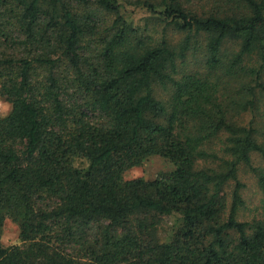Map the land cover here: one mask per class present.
<instances>
[{
	"label": "trees",
	"instance_id": "obj_1",
	"mask_svg": "<svg viewBox=\"0 0 264 264\" xmlns=\"http://www.w3.org/2000/svg\"><path fill=\"white\" fill-rule=\"evenodd\" d=\"M0 99V264H264V142L233 120L264 108V0H0Z\"/></svg>",
	"mask_w": 264,
	"mask_h": 264
},
{
	"label": "rangeland",
	"instance_id": "obj_2",
	"mask_svg": "<svg viewBox=\"0 0 264 264\" xmlns=\"http://www.w3.org/2000/svg\"><path fill=\"white\" fill-rule=\"evenodd\" d=\"M125 16H129L134 20V23L142 25V18L148 16V14L143 10L128 11ZM174 37V38H173ZM172 40L177 41L179 36L174 35ZM173 40V41H174ZM230 46V45H229ZM259 89L256 88L255 93ZM10 105L0 99V118L5 117L10 112ZM253 119L254 125L258 129V140L264 142V108L261 107L260 111L250 112L249 110L239 115L233 114V120L236 123L241 124L242 126H247L250 120ZM212 147L214 153L218 154L220 157L222 154L219 152V145L214 144ZM201 166L214 167L215 164L211 161L206 163H201ZM252 167L259 168L264 167V164L261 158L257 155H253ZM173 169V166L164 158L159 156H153L148 158L143 162L140 167L133 168L123 175V180H130L134 178H143L145 180H153L159 174L168 172ZM238 181L243 185L241 189V197L243 199L244 205L238 211V220L239 221H251L253 219H258L260 211V201L262 199V193L257 185V180L254 173L250 168L239 166L238 168ZM234 188V183L230 182L225 187V193L227 198H229L231 191ZM176 219L175 218H164L162 225L159 227V237L164 239L170 234L172 229L175 227ZM22 243L19 240V229L16 223L10 219L5 220L2 234L0 238V245L2 247L16 246L21 245Z\"/></svg>",
	"mask_w": 264,
	"mask_h": 264
}]
</instances>
